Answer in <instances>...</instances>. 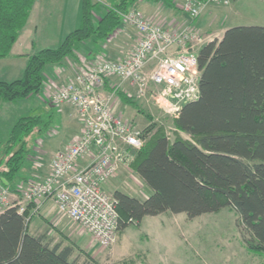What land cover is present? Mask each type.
<instances>
[{"label":"trees","instance_id":"1","mask_svg":"<svg viewBox=\"0 0 264 264\" xmlns=\"http://www.w3.org/2000/svg\"><path fill=\"white\" fill-rule=\"evenodd\" d=\"M138 1L110 0L103 8L95 0H83L79 27L59 47L34 49L20 79L0 80V112L7 107L13 118L0 148V178L8 189L31 167L28 138L43 135L54 123L55 106L39 114L35 107L18 109L19 104L40 96L47 67L76 59L84 43H105L122 25L121 14ZM35 2L0 0V60L10 57ZM198 59L200 96L173 121L196 144L179 137L171 141L163 128L148 129L151 138L135 153L130 168L152 194L140 200L114 193L120 231L139 226L148 216L171 213L195 219L229 208L247 248L264 256V27H231L221 40L202 47ZM31 216L29 207L24 215L16 208L0 215V264H79L74 247L30 232Z\"/></svg>","mask_w":264,"mask_h":264},{"label":"built area","instance_id":"2","mask_svg":"<svg viewBox=\"0 0 264 264\" xmlns=\"http://www.w3.org/2000/svg\"><path fill=\"white\" fill-rule=\"evenodd\" d=\"M219 1L174 0L189 19L178 28L156 24L135 8L121 14L123 22L138 33L133 51L124 60H103L87 67L77 83L50 95V104H68L78 111L82 133L69 148L55 153L49 175L31 183L21 199L11 200L0 178V215L9 208L24 215L29 204L52 200L59 214L77 224L99 247L112 248L120 232V215L117 200L106 186L121 170L130 169L150 134L114 113L113 95L102 92L106 80L117 78L120 84H130L138 97L176 119L184 105L200 96L198 56L205 43L194 23ZM86 155L92 160L81 167Z\"/></svg>","mask_w":264,"mask_h":264},{"label":"rangeland","instance_id":"3","mask_svg":"<svg viewBox=\"0 0 264 264\" xmlns=\"http://www.w3.org/2000/svg\"><path fill=\"white\" fill-rule=\"evenodd\" d=\"M171 1L174 7H176L174 0ZM99 3L104 8L110 3V0H100ZM245 3L246 0H220L219 3L211 5L204 12L198 19L202 22V28H196L205 43L204 45L221 38L226 28L230 26L260 24V21H254L258 17L253 12L244 9ZM261 18H264V16H261ZM121 26H124V23ZM85 69L81 68L76 79L69 81L65 85L73 82L77 83ZM10 71L8 62L4 59L0 60V78L3 74H6L7 78H10L11 75L7 74ZM112 83L114 84L112 85L113 88L108 89L109 92L107 91V94L113 95L111 96V103L112 107L114 106L113 111L116 115H121L124 120L145 132L148 129H151L150 131H157L159 128H163V131L171 141L179 137L194 145L196 144L192 137L175 128L173 124L174 119H171L152 103L138 97L136 89L130 84H120L118 79L113 78ZM123 88L130 90V93H132L131 96H127L121 92ZM122 94L135 105L123 102ZM19 105L21 106L17 108L20 110L24 107L33 109V107L36 108L37 106L36 101ZM117 110L118 112L122 111V114H118ZM10 111L9 108L5 107L4 112H0L1 120L5 119L4 124L0 121V148L2 142L7 138L9 124L13 121V118L10 116ZM33 113L35 111H31V114ZM36 113H39V111L36 110ZM55 113H58V108L55 109ZM53 129L50 125L49 129L43 133L44 136L40 133H34L28 138L32 157L40 156L38 153L39 150L36 149L41 148L42 142L46 143L45 147H43L44 149H57L60 138L50 137ZM46 136L49 137L47 141H45ZM150 138L151 134L147 136L146 142ZM36 161L32 159L31 163L33 164ZM121 172V181L118 186H115L118 191L127 192L140 199L149 193L148 187L145 186L143 181L138 178L137 174L131 168L123 169ZM34 173H36L34 170H26L25 175L21 173L18 176L12 184V188L9 189L11 200L17 199L19 196L22 198L24 193L31 188L29 184L30 180L35 178L33 177ZM25 176L28 177L24 179ZM39 181L42 180L35 182ZM106 191L111 194L115 193L108 184ZM46 202L50 203L51 211L58 215L66 228L77 231V233L82 230L77 224L59 214L52 200H47ZM32 211L31 209V214L33 213L32 217H36L35 219L37 220L40 217L36 215L38 212L34 213ZM237 220V215L229 208H225L219 213L206 214L195 219H189L185 214L175 215L171 213L161 214L157 218L148 216L142 226L131 225L120 231L117 242L112 248L104 249L95 243V249L99 250L95 258L91 254H85V252L75 249L77 251L73 259L79 264H83L84 261H89L91 264H261L264 260L263 254L252 252L247 248L237 225ZM47 226L44 223L39 226V221L37 220L32 224L30 222L29 230L32 233L39 231L40 234L48 235V239L53 244L63 241L60 240L58 231L51 225L49 227Z\"/></svg>","mask_w":264,"mask_h":264},{"label":"crops","instance_id":"4","mask_svg":"<svg viewBox=\"0 0 264 264\" xmlns=\"http://www.w3.org/2000/svg\"><path fill=\"white\" fill-rule=\"evenodd\" d=\"M244 5L245 10L253 12L256 17H258V19L254 21H260V24H251V26L262 25L264 27V18H261V16H264V0H246ZM133 8L140 10L147 19L166 27L178 28L189 22V19L185 17L179 9L174 7L171 0H158L157 2L140 0ZM82 11L83 0H36L28 23L22 31L17 43L14 45L10 57L4 59L8 62V66L11 70L7 74L11 76L10 78H7V75L3 74L0 80L10 82L20 79L23 75L28 58L32 55L34 49L41 50L45 48L59 47L65 38L79 27ZM123 23L124 26H120L105 43H84L78 53V58H69L60 65L46 68L44 87L40 96L35 97L37 104L36 110H38L39 113H43L44 111L47 113L51 110L53 106L50 104V95L69 81L75 80L81 68H87L88 65L91 66L103 60H124L131 54L137 42L138 33L132 26L125 22ZM194 24L196 28H202V22H200V20H197ZM231 27L237 26H230L226 28V30ZM222 37L217 40H221ZM113 79L117 80V78ZM111 81L112 78L106 80L104 87L105 91H103L104 95L109 92L108 89L113 88L112 85L114 84H111ZM121 92L127 96H131L132 94L130 93V90L126 88H123ZM56 108H58V113H55L54 115V124H52L54 129L50 137H59L60 143L58 144L56 150H50L49 148L44 149L43 147H45L46 143L43 142L41 143V148L36 149L39 150L38 153L41 157H32L37 161L30 164L32 168L30 167L27 170H34V172H36L33 174V177H35L34 179L29 178L31 179L30 184L32 182L45 179L51 171V161L55 153L69 148L76 142L82 133L83 121L74 107L68 104H63L55 106L53 110ZM121 112L122 111L118 112L117 110L118 114H122ZM46 137L45 141L49 140V137ZM91 160L92 156L86 155L81 159L80 166L85 167L91 162ZM121 173L108 183L114 192L118 191L115 186H118L121 181ZM28 176H25L24 179ZM148 190L149 193L142 199L132 196L127 192L123 193L140 200H146L152 194V191H150L149 188ZM19 198L21 199L20 196ZM46 201L47 200H43L33 203L29 207L33 210L32 212H38L36 215L40 216H38L39 218L37 219L39 221V226L44 223V225H48L47 227L51 225L56 231H58L59 238L63 241L56 242L55 244L62 243L64 246H72L75 249L85 252V254H91L92 257L95 258L99 250L95 249V242L92 237L83 230H80L77 233V231L66 228V226L61 222L62 220L59 219L58 215L51 211L50 203ZM155 217L157 218V216ZM35 218L31 216V224L37 221ZM147 218H144L139 226H142ZM34 234L44 235L42 233L40 234L39 231Z\"/></svg>","mask_w":264,"mask_h":264},{"label":"water","instance_id":"5","mask_svg":"<svg viewBox=\"0 0 264 264\" xmlns=\"http://www.w3.org/2000/svg\"><path fill=\"white\" fill-rule=\"evenodd\" d=\"M3 183H4V185H6V186L8 185L7 182H5V181H3Z\"/></svg>","mask_w":264,"mask_h":264},{"label":"bare ground","instance_id":"6","mask_svg":"<svg viewBox=\"0 0 264 264\" xmlns=\"http://www.w3.org/2000/svg\"><path fill=\"white\" fill-rule=\"evenodd\" d=\"M120 223H121V218H120Z\"/></svg>","mask_w":264,"mask_h":264}]
</instances>
